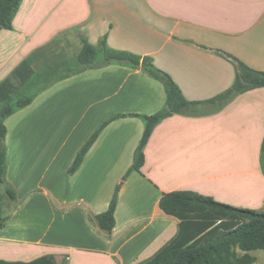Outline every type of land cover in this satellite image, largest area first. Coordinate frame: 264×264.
I'll list each match as a JSON object with an SVG mask.
<instances>
[{"label":"crops","instance_id":"0c3cea01","mask_svg":"<svg viewBox=\"0 0 264 264\" xmlns=\"http://www.w3.org/2000/svg\"><path fill=\"white\" fill-rule=\"evenodd\" d=\"M82 37L94 45L150 56L189 100L232 86L230 53L264 71V0H23L13 28L0 30V82L28 57L38 64L73 58ZM166 106L163 83L113 62L56 81L5 120L0 259L46 254L66 264H139L178 232L160 207L164 193L192 190L235 207L264 208V87L201 116L158 123L141 171H132L144 132L139 116L108 123L78 170H68L90 136L119 114L151 115ZM121 184L109 234L93 217ZM13 191L10 197L8 191Z\"/></svg>","mask_w":264,"mask_h":264},{"label":"trees","instance_id":"16d2710c","mask_svg":"<svg viewBox=\"0 0 264 264\" xmlns=\"http://www.w3.org/2000/svg\"><path fill=\"white\" fill-rule=\"evenodd\" d=\"M23 0H0V30L12 29L13 19ZM82 46L77 55L66 59H49L38 64L35 58L22 60L0 82V185L3 183L6 159L5 120L16 111L30 105L35 98L58 80L88 68L101 67L117 62L141 68L160 80L166 91V106L151 115L119 114L104 122L77 153L68 173L74 174L81 166L86 154L102 130L112 120L127 115L139 116L144 120V132L135 151L131 167L123 177L126 180L132 171H141L145 163V147L155 128L163 119L173 114L201 116L214 113L237 95L258 87H264V71L257 70L230 53H224L235 61L236 76L231 87L207 100L187 99L178 84L164 70L158 68L150 56H141L129 51L113 49L106 39L96 45L82 37ZM264 167V139L262 144ZM121 184L116 186L106 211L93 217L100 229L111 233L116 225V208ZM14 197L13 191H8ZM3 194L0 191V229L8 217L2 208ZM161 209L177 217V234L152 257L139 264H256V250H264V208L235 207L219 202L213 197L192 190H175L164 193L160 200ZM67 255L58 259L46 254L31 261H7L0 264H66Z\"/></svg>","mask_w":264,"mask_h":264},{"label":"rangeland","instance_id":"374dc122","mask_svg":"<svg viewBox=\"0 0 264 264\" xmlns=\"http://www.w3.org/2000/svg\"><path fill=\"white\" fill-rule=\"evenodd\" d=\"M253 253L257 257L256 264H264V250H256Z\"/></svg>","mask_w":264,"mask_h":264}]
</instances>
